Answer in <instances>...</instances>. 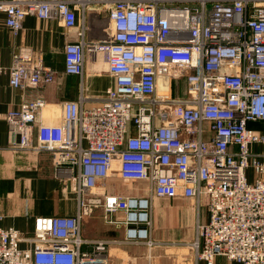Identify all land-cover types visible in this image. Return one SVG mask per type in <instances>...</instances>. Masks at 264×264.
I'll list each match as a JSON object with an SVG mask.
<instances>
[{"label":"built area","instance_id":"1","mask_svg":"<svg viewBox=\"0 0 264 264\" xmlns=\"http://www.w3.org/2000/svg\"><path fill=\"white\" fill-rule=\"evenodd\" d=\"M88 2L107 10L111 34L93 42L82 25L64 72L81 75L100 56L113 85L91 106L64 101L56 124L40 121L41 96L6 114L9 148L47 152L76 214L37 216L31 238L0 227V264H106L104 241L80 237L81 219L123 211L127 235L147 238L154 197L205 206L193 243L205 264H264V153L251 150L264 136L248 127L264 119V0H0V12L13 33L29 15L73 28L74 5ZM5 72L19 89L56 74L27 47ZM113 172L146 182V196L106 193Z\"/></svg>","mask_w":264,"mask_h":264},{"label":"crops","instance_id":"2","mask_svg":"<svg viewBox=\"0 0 264 264\" xmlns=\"http://www.w3.org/2000/svg\"><path fill=\"white\" fill-rule=\"evenodd\" d=\"M76 25L67 28L57 19L26 16L19 32L13 33L5 25V14L0 12V66L8 68L13 54L20 47L30 48L34 56L55 71L54 79L43 86L14 88L8 74L0 73V227L15 228L26 238L34 234L37 216H73L77 211L75 195L62 186L54 176L47 152L14 151L9 143L16 139L9 130L6 114L23 102L43 97L46 106L40 116L43 123H59L62 103L85 98L84 106H91L103 97L114 81L105 61L100 57L88 61L81 75L64 72V46L78 39L77 31L85 27V37L99 41L111 34V22L106 9L94 2L74 5ZM248 127L264 136V119L251 121ZM254 152L264 153V142L251 145ZM146 182L141 181L144 188ZM106 193L122 196H146L139 187L129 186L113 172L106 183ZM204 209V210H202ZM207 220L205 206L197 208L191 199L154 197L147 238L127 235L131 224L125 213L107 214L96 208L80 221V237L102 240L105 243L106 264H205L198 258L193 243L196 222ZM145 224H140L143 226ZM136 226V225H135ZM29 242H21L27 248ZM90 250L91 244L80 247ZM214 264H235L224 257H216Z\"/></svg>","mask_w":264,"mask_h":264},{"label":"rangeland","instance_id":"3","mask_svg":"<svg viewBox=\"0 0 264 264\" xmlns=\"http://www.w3.org/2000/svg\"><path fill=\"white\" fill-rule=\"evenodd\" d=\"M128 184H129V186L132 185L133 187H139V188H140V186H141V185H140V182H131V183L128 182ZM202 210H204V209H202Z\"/></svg>","mask_w":264,"mask_h":264}]
</instances>
